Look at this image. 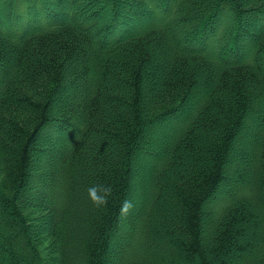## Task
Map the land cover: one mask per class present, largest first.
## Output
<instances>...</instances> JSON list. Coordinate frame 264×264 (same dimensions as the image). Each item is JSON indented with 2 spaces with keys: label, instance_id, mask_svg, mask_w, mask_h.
Returning <instances> with one entry per match:
<instances>
[{
  "label": "trees",
  "instance_id": "trees-1",
  "mask_svg": "<svg viewBox=\"0 0 264 264\" xmlns=\"http://www.w3.org/2000/svg\"><path fill=\"white\" fill-rule=\"evenodd\" d=\"M0 264H264V0H0Z\"/></svg>",
  "mask_w": 264,
  "mask_h": 264
},
{
  "label": "clouds",
  "instance_id": "clouds-1",
  "mask_svg": "<svg viewBox=\"0 0 264 264\" xmlns=\"http://www.w3.org/2000/svg\"><path fill=\"white\" fill-rule=\"evenodd\" d=\"M103 187V191L105 193L104 196L98 195V189ZM88 196L94 205L97 207L106 205L108 202V196L112 194L111 186H101V185H92L87 189ZM133 207L131 200H125L120 208L121 215H126Z\"/></svg>",
  "mask_w": 264,
  "mask_h": 264
},
{
  "label": "rangeland",
  "instance_id": "rangeland-1",
  "mask_svg": "<svg viewBox=\"0 0 264 264\" xmlns=\"http://www.w3.org/2000/svg\"><path fill=\"white\" fill-rule=\"evenodd\" d=\"M48 139V138H47Z\"/></svg>",
  "mask_w": 264,
  "mask_h": 264
}]
</instances>
